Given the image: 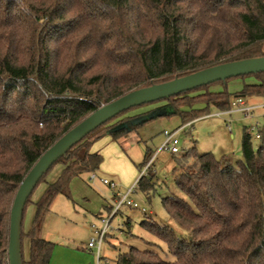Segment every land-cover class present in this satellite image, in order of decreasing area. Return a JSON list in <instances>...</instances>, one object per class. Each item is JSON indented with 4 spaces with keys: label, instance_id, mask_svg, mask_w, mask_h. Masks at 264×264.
<instances>
[{
    "label": "trees",
    "instance_id": "16d2710c",
    "mask_svg": "<svg viewBox=\"0 0 264 264\" xmlns=\"http://www.w3.org/2000/svg\"><path fill=\"white\" fill-rule=\"evenodd\" d=\"M263 46L264 0H0V264H8L15 193L65 133L133 90L262 57ZM248 77L253 82L234 93L225 88L229 79L158 102H166L183 126L208 116L210 107L227 112L236 98L264 97V73L232 79ZM215 85L224 88L209 91ZM198 105L202 108H193ZM136 108L97 128L57 160L59 176L33 203L23 264H50L53 244L36 233L50 205L58 195L69 198L73 178L98 170L102 158L90 150L92 144L134 118L124 115ZM256 131L254 150L244 129L242 158L235 165L198 154L194 147L174 156V183L187 200L169 195L161 205L186 238L175 237L167 226L142 222L171 259L130 247L113 264H264V124ZM123 134L121 129L110 135ZM151 157L146 149L139 170ZM137 184L147 195L152 177ZM29 203L30 197L25 208Z\"/></svg>",
    "mask_w": 264,
    "mask_h": 264
},
{
    "label": "rangeland",
    "instance_id": "374dc122",
    "mask_svg": "<svg viewBox=\"0 0 264 264\" xmlns=\"http://www.w3.org/2000/svg\"><path fill=\"white\" fill-rule=\"evenodd\" d=\"M264 52V46H263ZM248 77L231 79L225 88L229 93H234L243 84L252 83ZM224 87L212 86L209 91H220ZM264 101V97H246L247 105L250 99ZM193 108H202L194 106ZM183 111H187L183 109ZM166 102H158L129 111L119 126L124 129V134L117 138L104 134L96 140L90 150L101 155V164L93 172L96 179L89 181L90 173L82 174L71 180L69 184V198L58 195L50 205L44 217L37 236L51 242L53 250L50 264H113L119 253L128 251L130 247L139 250H152L162 258L170 260L167 247L149 234L141 225L142 222H153L170 228L175 237L186 238V232L178 224L169 219L161 205V199L175 195L187 200L174 183L177 172L174 170V156L195 148L198 154L211 153L217 160L235 165L241 160V139L244 129L250 135L251 144L256 150L259 140L256 128L264 124V110L259 109L250 113L248 118L242 113L215 115L218 111L210 107L209 115L200 117L183 126L176 137L178 139L179 153L172 155L167 149L158 150L164 141V132H171L182 126L178 115H172ZM115 122H110L106 127ZM154 154L151 172L153 188L146 193L138 188L131 195L140 208H145L143 214L138 209L123 207L111 220V237L102 244L100 259L96 262L94 253L85 250L91 237L89 226L99 225V219L107 214L106 207L111 202L112 192L109 187L101 183L102 179H112L117 185L114 190L124 191L138 178L145 150ZM62 169L61 164H55L45 175V178L33 190L30 201L23 215L21 239L22 260L27 262L29 256V240L26 233L30 229L34 217L35 203L42 195L46 184L54 182ZM150 212V213H149ZM129 220V226L125 225ZM123 231L121 236L117 230Z\"/></svg>",
    "mask_w": 264,
    "mask_h": 264
},
{
    "label": "water",
    "instance_id": "95a60500",
    "mask_svg": "<svg viewBox=\"0 0 264 264\" xmlns=\"http://www.w3.org/2000/svg\"><path fill=\"white\" fill-rule=\"evenodd\" d=\"M264 73V56L228 62L206 68L195 73L174 78L171 81L153 84L148 87L133 90L107 104L101 105L93 113L83 119L74 128L65 133L49 147L31 167L21 181L13 198L8 227V264H23L21 255V231L24 208L40 179L49 171L58 159L78 144L82 139L132 108L152 104L161 100L192 91L215 82H225L232 78ZM120 126L105 134L119 131Z\"/></svg>",
    "mask_w": 264,
    "mask_h": 264
},
{
    "label": "built area",
    "instance_id": "2783aa9c",
    "mask_svg": "<svg viewBox=\"0 0 264 264\" xmlns=\"http://www.w3.org/2000/svg\"><path fill=\"white\" fill-rule=\"evenodd\" d=\"M256 108H262L264 109V104L261 106H248L245 104L244 100L242 98H236L231 103V109L227 112H218L215 115H222V114H231V113H242L244 114V117L248 118L250 116V113L253 112ZM183 129V126L177 128L174 131L171 132H164V141L160 148L158 150L167 149L170 154L176 155L179 153L178 148V139L176 137L177 133ZM154 154L152 157L147 161V163L141 168L140 174L136 181L127 189L124 191L117 190L113 194V204L111 206V209L109 212H107L105 217H100L99 219V225L91 224L89 226V231L91 234V237L86 245L87 250L92 251L94 253L96 262L100 259V250L102 247L103 242L108 238L111 237L110 233L112 231V228L110 227L111 220L120 212L121 208L128 207L133 209H138L141 213L145 214L147 213L145 208H140L139 205L131 199V195L134 194V191L138 187L137 183L138 180L141 177H148L149 173L152 171L151 167L153 164ZM96 178L95 174L90 173V176L88 178L89 181H92ZM101 183L107 187H109L111 190H115L117 185L113 180H107L102 179ZM123 234V231L118 229L117 235L121 236ZM97 264V263H96Z\"/></svg>",
    "mask_w": 264,
    "mask_h": 264
},
{
    "label": "crops",
    "instance_id": "0c3cea01",
    "mask_svg": "<svg viewBox=\"0 0 264 264\" xmlns=\"http://www.w3.org/2000/svg\"><path fill=\"white\" fill-rule=\"evenodd\" d=\"M244 100V102H245V104H247V101H246V99L244 98L243 99ZM250 101H251V103L250 104H248V106H252V107H255V106H261V105H263L264 104V101H258L257 99H254V98H251L250 99ZM259 109H262V108H256L255 110H259ZM255 110H253V111H255ZM264 110V109H263ZM217 114V113H216ZM184 126V125H183ZM257 138V137H256ZM97 178V177H96ZM95 178V179H96ZM110 180H112V179H110ZM121 191V190H120ZM113 194H114V191L112 192V197H111V202H110V204H109V206L108 207H106V211L109 209V208H111V206H112V204H113ZM150 213V212H149ZM101 217V216H100ZM85 250H87V248L85 249ZM89 251V250H88Z\"/></svg>",
    "mask_w": 264,
    "mask_h": 264
}]
</instances>
